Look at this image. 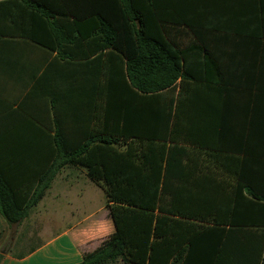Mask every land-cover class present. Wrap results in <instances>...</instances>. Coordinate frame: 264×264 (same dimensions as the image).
<instances>
[{"label":"crops","instance_id":"obj_1","mask_svg":"<svg viewBox=\"0 0 264 264\" xmlns=\"http://www.w3.org/2000/svg\"><path fill=\"white\" fill-rule=\"evenodd\" d=\"M157 3L164 39L176 50L182 68L175 86L173 138L193 153L185 163L195 170L179 178L180 189L174 190V195L210 199L247 195L239 186L240 177L264 184V0ZM86 16V20L95 19ZM0 22V173L18 190L16 195L24 196L45 164L48 150L54 148L49 136L57 128V116L73 135L71 147L78 146L75 134L79 142L101 122V112L98 122L93 121L95 114L86 108L88 98L74 96V81L71 86L67 81V93L60 102V70L105 66L92 63L101 54L92 53L97 46H70L73 57L61 60L58 51L11 35L5 16ZM37 36L50 42L44 32ZM113 66L122 67V63L115 60ZM53 93L55 98L50 95ZM163 99L164 105L169 96ZM148 101V127L153 132L161 105L159 98ZM61 109L66 113L61 114ZM82 180L89 182L83 185ZM107 203L106 190L89 178L85 168H63L23 222L11 226L0 212V264L82 263L86 254L96 251L116 232ZM199 203H193L190 210L225 212L234 207V202ZM153 214L169 217L158 209ZM186 223L204 224L182 221L177 225L185 227ZM170 224L162 221L159 226L166 230ZM29 225L43 230L44 236L36 234L37 239L29 241L24 231ZM162 240L154 258L170 264L176 252L170 238ZM182 248L185 245L178 251ZM192 259L200 264L202 253L195 250ZM108 264L128 263L117 259Z\"/></svg>","mask_w":264,"mask_h":264},{"label":"trees","instance_id":"obj_2","mask_svg":"<svg viewBox=\"0 0 264 264\" xmlns=\"http://www.w3.org/2000/svg\"><path fill=\"white\" fill-rule=\"evenodd\" d=\"M157 2H0V17L5 16L10 23L11 35L56 50L61 60L73 57L70 46H97L92 53L101 54L92 63L101 62L105 66L60 70L57 94L60 102L67 93V81L70 86L74 81V96L88 98L86 108L95 114L93 121L98 122L101 112V122L94 124L92 132L84 134L85 138L81 137L79 142L75 134L78 146L71 147L73 135L68 134L62 118L57 116L54 121L57 128L49 136L54 148L48 150L45 164L36 180L30 182V190H25L24 196L16 195L18 190L0 173V212L11 226L20 224L45 197L63 168L83 167L93 182L105 185L107 207L116 232L96 251L86 254L80 264H108L117 259L128 264H168L154 258V251L164 238H170L173 253L176 252L170 264H195L192 259L195 250L202 253L200 264H264L262 182H246L240 177L239 186L241 191L246 189L247 195L236 198L174 195V190L180 189L179 178L195 170L185 163L193 153L173 138L175 86L182 77V68L176 50L164 39L163 17ZM86 14L95 19H84ZM40 32L48 36L49 43L37 36ZM115 60L122 67H114ZM50 95L56 97L54 93ZM164 96H169V100L163 105ZM157 98L161 107L156 111L152 132L148 127V100ZM54 112L57 115L55 103ZM199 202L212 206L234 202V207L225 212L190 210L193 203L195 206ZM157 209L169 217H155ZM162 221L170 222V227L162 230L159 226ZM182 221L204 224L178 226ZM183 245L185 248L178 251Z\"/></svg>","mask_w":264,"mask_h":264},{"label":"rangeland","instance_id":"obj_3","mask_svg":"<svg viewBox=\"0 0 264 264\" xmlns=\"http://www.w3.org/2000/svg\"><path fill=\"white\" fill-rule=\"evenodd\" d=\"M87 182H89V181H85V180H82V182L81 183H83V185L86 183V185H87ZM103 190H106V188H105V185L103 184V183H100V184H98ZM100 203H98L99 205H102L103 204V200H100L99 201ZM97 204V203H96ZM95 204V205H96ZM38 226V225H37ZM26 228V230H24L25 231V237L27 238V239H29V241H30V239H37V235L36 234H38V236L40 237V236H44V233H43V230H40V229H38V228H36L35 226H32V225H29V227H25ZM41 231V232H40ZM40 232V233H39ZM32 233H35V235H32ZM29 241H27V242H29ZM29 243H31V242H29Z\"/></svg>","mask_w":264,"mask_h":264}]
</instances>
